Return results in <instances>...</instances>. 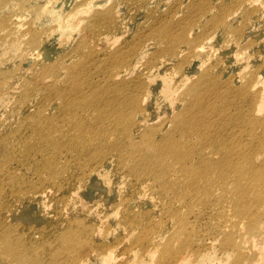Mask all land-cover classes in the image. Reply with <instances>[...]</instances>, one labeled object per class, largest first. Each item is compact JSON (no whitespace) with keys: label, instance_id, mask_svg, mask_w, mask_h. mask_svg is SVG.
Returning <instances> with one entry per match:
<instances>
[{"label":"rangeland","instance_id":"1","mask_svg":"<svg viewBox=\"0 0 264 264\" xmlns=\"http://www.w3.org/2000/svg\"><path fill=\"white\" fill-rule=\"evenodd\" d=\"M8 1L9 3L4 5L0 0V21L10 26L12 20L9 19V15L17 12L19 23L25 29L33 30L28 32L27 40H32L37 34L51 29V26L56 24L55 18L61 14L65 15L70 12L81 17V11L85 7L80 3L82 0H59L57 2L28 0L26 7L30 12L26 13L20 12V9L17 10L16 7V4L22 0ZM138 1V3H148L142 11L139 9L140 12L134 11L139 6V4L134 5L135 1L123 0L120 2L115 9V16L125 18L126 24L120 26L114 23L110 37L99 36L97 38V49L92 48V40H88L86 44L82 42L77 47V40L53 38L51 40L53 44L49 42V39L43 43V51H45L43 59H36L31 55H26L24 59H21L16 51L12 53L8 45V52L1 53L0 140L6 143L3 142L4 145L0 147V165L3 166L11 160L10 164L7 163L8 165L3 167L8 166L7 169L10 171H14L16 168L15 174L12 173L10 176L0 179V187L4 190L0 197L2 214L6 215L9 210H13L12 207L7 206L5 201L11 202L12 205L22 203L20 206H25L22 211L24 214L22 219L25 220H20L24 228L19 227L22 228V232L31 226L38 227L49 223V221L59 220L60 215H63V210H67L69 213L78 212L73 217L79 219L82 225L88 227L89 231H93L92 224L95 225L96 219L102 220L104 222L102 228L94 231L97 233L96 236L93 238L90 235L82 237V254L88 255L92 251L111 245L109 248L111 258L104 263L99 262V264H124L128 261L130 264H264V221L257 223L251 230L247 224L248 221L243 220L240 216L235 215L236 217L226 221L225 215H232L231 205L221 209H203L200 205L197 206L193 203L190 205V202L179 204L172 192H159L157 186L151 182L149 183L152 186L148 193L141 197L139 192L135 191L133 177L128 170L130 162L120 163L114 150L116 145L120 146L123 142V153L128 159L135 156L133 154L134 146L141 153L145 151V146L142 145L144 142L140 143L138 138L131 139L136 136L137 132L131 130V127L129 128L131 121L143 119L144 116L150 119L148 126L159 128V126L165 125L166 131L172 130L173 124L170 123V120L174 112L165 113L157 108L159 88L162 84L161 78L167 80L170 87L173 88L172 96L181 100L180 97L189 92L190 88L200 89L201 96H212L207 93V88L204 86L212 85L213 82L219 83V91H223L226 87H232L231 89L234 90L240 83L233 82L227 86V80L231 75L241 74L246 62L260 66L259 70L264 74V49H261L262 59L256 56L246 60L244 58L246 53L251 51L248 49L245 50V54L238 52L239 47L247 46L250 42L257 44L264 42V19L259 18V14L264 12V7H258L255 10L243 9L237 13L234 20L228 22L227 18H224L225 15L232 11L240 0ZM36 12L40 13V16L39 20L35 22L34 14ZM110 21L108 16L105 22L109 23ZM165 26H171V34L178 38V41L173 43V46L176 47L186 42L192 46L200 44L209 33H213L214 38L203 50L202 54H206V56H201L187 65L183 63L178 65L179 59H171L165 66L166 70L172 71L170 75L152 74L147 80V77L140 76L141 71L148 67V62L152 57L155 60L160 56H165L160 53L166 52L172 46L166 42L156 43L155 37L160 36H155L154 33H161L160 29ZM153 31L155 32L153 33ZM76 32L73 30L72 33ZM104 33L102 29L100 35ZM66 38H72V36ZM107 47V52H102ZM67 58H71V62L68 64L65 61ZM118 60H122L121 69H116L115 64ZM72 64L74 65L69 68ZM202 65L211 66L214 69L212 72L214 76H211L212 79L206 80L205 84L204 81L194 83L204 73ZM240 65L242 66L238 71L237 68ZM74 67L77 68L75 81H72V76L67 77L63 82L55 79L58 74H65L67 68L71 70ZM227 69L229 72L221 77ZM118 71H121L124 76L112 80V75ZM180 76L183 80L179 78ZM74 82L78 85L81 84L79 95L84 97V95L98 94L103 98L102 104L110 98H115L114 96L125 97V105L122 108L118 105L112 107L115 117L111 116L105 121H92L96 123L95 130L88 134L95 136L91 144L96 147L90 152L92 153L91 159L85 156L80 157L83 165L86 166L81 169L76 165L78 159L72 157L71 161L73 166L76 165L75 169L78 175L104 161L109 182L106 185L101 181L99 187L80 189L73 196L68 194L69 187L64 186L60 181L58 187L65 190L58 191L59 200L48 199L41 203L32 199L33 193L43 187L52 186L39 181V177L33 173L34 167H26L23 164L19 151L26 149L29 152L30 146L33 148L38 146L39 141L37 140L29 145L23 144L31 135L34 125L39 127L48 122L66 121L63 112L57 111L63 100L56 98L55 94L57 90L63 88L65 92H68ZM149 84L152 86L147 100L149 99L148 101L152 103L147 102L141 106V102L145 100V94H147L145 87ZM262 85V101L257 105L254 103L253 114L245 113L242 116L244 123L241 129L255 128L258 126L257 121L264 128V81ZM59 92L63 93V91ZM181 93L182 95L178 97ZM63 99L69 100L65 97ZM130 101L137 102L144 114L139 112L137 106L131 113ZM110 104H117V100L113 99ZM43 108L50 111L42 114ZM97 111L90 109L86 114L94 118ZM124 111L131 114L128 123ZM176 112L186 116V119L193 117L190 110L185 109L183 105L176 109ZM79 113L82 114L84 111ZM235 114H232L233 118ZM226 116L229 118L227 111L226 115L219 114L214 117L217 129L213 134L223 133L219 129L222 126L228 138L232 135L237 138H249L245 132L237 135L240 128H236L233 122L226 119ZM235 118L239 119L237 116ZM254 118L256 120L252 121ZM114 136L116 140L112 143ZM156 137L162 139L161 134ZM173 138L177 139L176 133L172 134L171 139ZM220 143L221 141L216 145L218 146ZM60 151L63 153L64 149ZM78 151L81 152L80 148ZM63 156L61 159L58 154L51 162L58 167H63L64 161L70 157L66 154V150ZM34 157L38 166L41 162H45L38 155H34ZM100 179L104 181V176ZM141 180L145 179L141 178ZM136 182L137 180L134 183ZM227 187L229 190L224 192L230 196V199L236 198L238 191L232 186ZM231 190H234L233 194L228 193ZM72 196V202L66 203L67 198ZM200 197L199 202H201ZM220 197H222L221 191L216 192L214 198L212 195L204 198L214 199L216 202L219 201L216 198ZM141 198L145 200L143 201ZM156 201L159 203L155 204ZM263 210V207H259V211ZM18 212L21 213L19 209ZM170 213L176 218H172ZM102 217L103 219H101ZM125 235H127L126 238L121 239ZM157 237L160 238L161 244L158 248L152 249L151 239ZM94 259L96 258L92 257L90 262H94Z\"/></svg>","mask_w":264,"mask_h":264},{"label":"bare ground","instance_id":"2","mask_svg":"<svg viewBox=\"0 0 264 264\" xmlns=\"http://www.w3.org/2000/svg\"><path fill=\"white\" fill-rule=\"evenodd\" d=\"M49 1L57 2L59 0ZM101 1L82 0L80 3L84 4L85 7L81 14L82 16L90 14L88 17H79L75 13L70 12L65 15L61 14L55 18L56 24H53L51 29L37 34L32 40H27L26 37L28 32L33 30L25 29L17 20V12H13L9 15V19L11 18L12 20L10 26L0 21V57L1 53L8 52V45L12 53L16 51L21 59H24L26 55L35 56L36 59H43L45 57L43 43L49 39V42L53 44L51 41L53 38L77 40V47L82 42L86 44L88 40H92V48L97 49V38L99 36L110 37L114 23L120 26L126 24L125 18L115 16V9L123 0H104L103 3ZM133 1H135L134 5L139 4L134 10L136 12H140L139 9L142 11L148 4L147 2L138 3V0ZM158 1L169 2L170 0ZM27 2L28 0H22L17 3V10L20 9V12L28 13ZM1 3L5 5L9 1L1 0ZM258 7H264V0H240L236 7L227 13L224 18H227L228 22H230L235 19L239 11L243 9L255 10ZM37 13L34 14L35 22L39 20L40 16V13ZM108 16L111 21L106 23L105 20ZM259 18L264 19V12L259 14ZM102 29L105 33L100 35ZM171 29V26H165L160 29L163 34L154 33L155 31H153L155 36H160L155 37L157 44L166 42L172 46L166 52L160 53L165 54V56H160L159 59L156 58L155 60L152 57L150 62H148V67L141 71L140 76L147 77V80L150 79L152 74L161 75L164 73V75H170L172 71L166 70L165 66L169 64L168 62L171 59H179L178 65L180 63L187 65L201 56H206V54H202L203 50L214 38V34L209 33L200 44L192 46V44L186 42L176 47L173 46V43L177 42L178 38L176 36L173 37ZM73 30L77 32L72 33ZM2 32L5 33L3 34ZM69 36H72V38H66ZM88 47L90 46L88 45ZM246 49L251 50L246 53L244 57L246 60L253 59L256 56L262 59L261 49H264V42L258 44L250 42L247 46L239 47L238 52L245 54ZM107 50L108 47L102 52L106 53ZM65 61L68 64L71 62V58H67ZM116 62V69H121L122 60ZM1 63L2 61H0ZM74 64L70 65L69 68ZM241 66L237 68L238 71ZM202 67H204V73L194 83L204 81L205 84L206 80H210L212 79L211 76H214L212 73L214 69L211 66L205 67L202 65ZM69 68H67L65 74L60 73L55 79L63 82L64 79L72 76V81H75L77 68L74 67L71 70ZM259 69L260 66H254L250 62H246L241 74L237 76L231 75L227 80V86L233 82L240 83L234 90L231 89L232 87H226L223 91H219V83L213 82L212 85L204 86L207 88V93L212 96H201L200 89L190 88L189 92L186 93L184 91L185 95L181 96V93L178 96H181V100L172 96L173 88L170 87L167 80L161 78L162 84L159 88L157 108L165 113L174 112L170 120V123L173 124L172 130L166 131L165 125L159 126V128L150 127L148 126L150 119L144 116L143 119L131 121L129 128L131 127V130L137 132L135 137L130 135L131 139L138 138L140 143L144 142L142 145L145 146V151L141 153L134 146L133 154L135 156L128 159L123 153V142L122 145H116L114 148L120 163L127 164L130 162L131 165H129L128 170H130L133 177L135 191L136 193L139 192V196L144 197L148 193L152 186L149 183L151 182L157 186L159 192H172L174 194L173 197L176 198L179 204L190 202V205L192 203L197 206L200 205L203 209H221L231 205L230 211L232 215H225L226 221L233 219L236 217L235 215L240 216L243 220L248 221L247 224L251 230L254 229L257 223L264 221V210L259 211V207L264 208V128L257 121V127L249 130L241 129L244 123L242 116L245 113L253 114L254 103L257 105L262 101L264 74ZM228 72L229 69L225 70L221 77ZM121 76L124 75L121 74V71H118L111 78L116 80ZM181 77L179 78L181 79ZM152 84L145 87L147 94H145V100L141 102V106L151 102L148 101L149 99L147 100V96ZM80 89L81 84L78 85L74 82L68 92H65L64 88L56 91L55 97L64 102L58 107L57 111L63 112L66 121H60L59 123L48 122L46 125L39 127L34 125L31 129V135L23 144L29 145L37 140L39 141L38 146L36 148L30 146L29 152L26 149H20L19 151L23 164L26 167H34L35 171L33 173L39 177V181L52 186L36 190L32 195V199L35 201L43 203L48 199L52 201L59 200L57 197L58 191L65 190L58 187L60 181L63 182L64 186L67 185L69 187L68 194L73 196L80 189L92 186L99 187L101 181L108 185L109 179L106 176L107 169L104 161L80 175L76 174L75 167L78 165L83 169L86 166L80 160L81 156L92 158L90 157L92 155L90 152L96 147L91 144L95 136L88 134V132L95 130L96 123L92 121H105L111 116L115 117L112 107H117L118 105V107L122 108L125 105V97L117 98V96H114L115 98H110L102 104L103 98L100 95L90 94V98L84 95L87 98L85 99L82 95H79L78 91ZM59 91H63V93ZM187 94L189 95L188 97ZM67 95L69 96L66 97ZM63 97L69 100H65ZM84 99L85 101H83ZM113 99L117 100V104H110ZM129 105L132 107L131 113L136 106L138 107V103H134V101H130ZM182 105L185 109L190 110V113L193 114L192 118L186 119V116L176 112V109L180 108V106L182 107ZM90 109L98 110L94 118L86 114ZM139 110V112L144 114L140 108ZM49 111V109L43 108L41 113L45 114V112ZM82 111L84 113L80 114L79 112ZM226 111L229 114V118L226 116V119L233 122L236 128H240L237 135L245 132L249 138H237L234 135L228 138L222 126L219 129L223 133L213 134L216 132L215 129H217L214 117L219 114L226 115ZM110 113L111 115H109ZM233 113H236L235 117L237 116L239 119L233 118ZM124 115L128 123L131 114L124 111ZM254 120L256 119H252V121ZM174 133H176L177 139H171ZM158 134L162 135V139L156 137ZM115 140L116 137L114 136L112 143ZM220 141V145L217 146L216 144ZM3 142L5 141L0 140V147L4 145ZM79 148L81 152L78 151ZM61 149H64L63 153L60 151ZM65 150L70 157L64 161V166L58 167L53 164L51 161L58 154L61 159L64 157ZM34 155L40 156L42 161L45 160V162H41L38 166L34 160ZM72 157L78 159L75 166L71 163ZM11 162L9 160L7 163L10 164ZM3 166L0 165V179L16 173V168L14 171H10L7 169L8 166ZM102 176H104V181L102 179L99 180ZM141 178L145 180H141ZM135 180H137L136 183H134ZM227 186H232L238 191L236 198L232 197L230 199V196L224 192L229 190ZM3 191L0 187V197L3 195ZM220 191L222 192V197L216 198L219 201L215 202L214 199L207 200L204 198L211 195L214 198L216 192ZM228 193L233 194L234 190ZM151 194L155 195L154 193ZM73 196L67 198L66 203H71ZM199 196H201V202H199ZM142 200L144 201L145 199ZM5 203L7 206L12 207L13 210H9L6 215H3L0 209V264H99V262L104 263L111 258V250L109 249L111 245L92 251L88 255L82 254V237L85 235H90L91 238L96 236L97 233L94 231L102 228L104 223L102 220L96 219L95 225L92 224L93 231H89L87 226L82 225L79 219L73 217L78 212L69 213V211L63 210V215H60L59 220L49 221V223H44L38 227L31 226L22 232L24 227L20 220H25L22 219L24 215L22 211L25 206H20L22 203L15 205L7 201ZM158 203L159 201L155 202V204ZM18 209L21 213L18 212ZM170 215L172 218H176L175 215L171 213ZM20 226L22 228H19ZM126 236H122L121 239L126 238ZM160 241L159 237L151 239V248H158L161 244ZM92 257L96 258L94 262H90ZM124 264H130V261Z\"/></svg>","mask_w":264,"mask_h":264}]
</instances>
